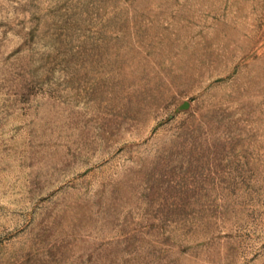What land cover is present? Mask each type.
<instances>
[{
	"label": "rangeland",
	"instance_id": "obj_1",
	"mask_svg": "<svg viewBox=\"0 0 264 264\" xmlns=\"http://www.w3.org/2000/svg\"><path fill=\"white\" fill-rule=\"evenodd\" d=\"M0 264H264V0H0Z\"/></svg>",
	"mask_w": 264,
	"mask_h": 264
},
{
	"label": "water",
	"instance_id": "obj_2",
	"mask_svg": "<svg viewBox=\"0 0 264 264\" xmlns=\"http://www.w3.org/2000/svg\"><path fill=\"white\" fill-rule=\"evenodd\" d=\"M186 108V105L182 106L181 109L184 110Z\"/></svg>",
	"mask_w": 264,
	"mask_h": 264
}]
</instances>
